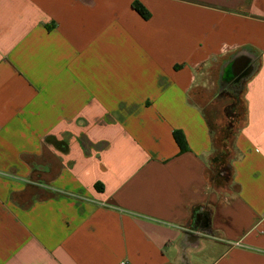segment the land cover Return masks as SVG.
I'll return each mask as SVG.
<instances>
[{
    "label": "crops",
    "instance_id": "0c3cea01",
    "mask_svg": "<svg viewBox=\"0 0 264 264\" xmlns=\"http://www.w3.org/2000/svg\"><path fill=\"white\" fill-rule=\"evenodd\" d=\"M217 85L232 191L192 100ZM124 262L264 264V0H0V264Z\"/></svg>",
    "mask_w": 264,
    "mask_h": 264
},
{
    "label": "rangeland",
    "instance_id": "374dc122",
    "mask_svg": "<svg viewBox=\"0 0 264 264\" xmlns=\"http://www.w3.org/2000/svg\"><path fill=\"white\" fill-rule=\"evenodd\" d=\"M218 89V85L212 86L211 89H206L210 93H203L204 95L200 98L193 97L192 100L203 107L215 132V149L209 160V173L212 182L216 185L215 187L227 188L228 191H232L231 184L227 183L228 185H226L223 180L228 178L226 180L229 182L231 179V168L229 165L231 164L230 161L236 156L234 139L237 129L242 125L243 114L235 115L234 100L226 98L229 94L222 95V93L221 96L213 97V92ZM221 177L224 179L221 180Z\"/></svg>",
    "mask_w": 264,
    "mask_h": 264
},
{
    "label": "water",
    "instance_id": "95a60500",
    "mask_svg": "<svg viewBox=\"0 0 264 264\" xmlns=\"http://www.w3.org/2000/svg\"><path fill=\"white\" fill-rule=\"evenodd\" d=\"M252 58H249L244 52L237 53L229 62L222 67L223 79L232 80V86L241 84L246 80L254 71L255 64L250 66Z\"/></svg>",
    "mask_w": 264,
    "mask_h": 264
},
{
    "label": "trees",
    "instance_id": "16d2710c",
    "mask_svg": "<svg viewBox=\"0 0 264 264\" xmlns=\"http://www.w3.org/2000/svg\"><path fill=\"white\" fill-rule=\"evenodd\" d=\"M136 10L143 16V17H145V18H148V16H149V14L147 13V11L141 6V5H139V4H137L136 5ZM241 88V87H240ZM238 89H239V87H238ZM236 100V103L234 104L235 105V107H236V109H235V115H239L240 113H241V108H240V99L238 98V97H236L235 98ZM234 101V102H235ZM239 108H240V110H239ZM240 111V112H239ZM238 112V113H237ZM206 116V120L208 121V123H209V126H210V130H211V134H212V137L213 138H215L214 136V129H213V126H212V124H211V121L209 120V118L207 117V115H205ZM174 137H175V140H176V142H177V144L179 145V147H180V150H181V152H183V151H185V150H188V145L186 144V141H185V138H184V136H183V134L181 133V132H174ZM215 140V139H214ZM214 149H215V145H214ZM221 180H223L224 178L223 177H221L220 178ZM226 179H228V178H225L224 180H226ZM223 180V181H224ZM227 181V180H226Z\"/></svg>",
    "mask_w": 264,
    "mask_h": 264
},
{
    "label": "flooded vegetation",
    "instance_id": "af4514ba",
    "mask_svg": "<svg viewBox=\"0 0 264 264\" xmlns=\"http://www.w3.org/2000/svg\"><path fill=\"white\" fill-rule=\"evenodd\" d=\"M224 84H225L227 87H230L229 82H227V83L224 82Z\"/></svg>",
    "mask_w": 264,
    "mask_h": 264
},
{
    "label": "built area",
    "instance_id": "2783aa9c",
    "mask_svg": "<svg viewBox=\"0 0 264 264\" xmlns=\"http://www.w3.org/2000/svg\"><path fill=\"white\" fill-rule=\"evenodd\" d=\"M122 264H127L126 262L122 263Z\"/></svg>",
    "mask_w": 264,
    "mask_h": 264
}]
</instances>
